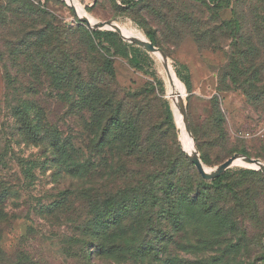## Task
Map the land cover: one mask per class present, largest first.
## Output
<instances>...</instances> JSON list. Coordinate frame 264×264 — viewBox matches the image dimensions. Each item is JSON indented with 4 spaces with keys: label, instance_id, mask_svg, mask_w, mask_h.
<instances>
[{
    "label": "rangeland",
    "instance_id": "obj_1",
    "mask_svg": "<svg viewBox=\"0 0 264 264\" xmlns=\"http://www.w3.org/2000/svg\"><path fill=\"white\" fill-rule=\"evenodd\" d=\"M71 1L0 0L1 264H87L111 199L142 207L94 263L264 264V173L237 161L216 189L186 146L208 170L264 153V0H219L222 19L193 0Z\"/></svg>",
    "mask_w": 264,
    "mask_h": 264
},
{
    "label": "trees",
    "instance_id": "obj_2",
    "mask_svg": "<svg viewBox=\"0 0 264 264\" xmlns=\"http://www.w3.org/2000/svg\"><path fill=\"white\" fill-rule=\"evenodd\" d=\"M143 0H139L137 2H135L134 6L138 5L140 2H142ZM198 2L199 4H201L202 6L206 7V9H208L209 11H211L212 14H214L216 17L221 18V11L223 9H225L226 7L223 5V3L219 0H193ZM235 13V11H234ZM239 18V19H238ZM236 18V20H232L230 19L229 21H225L224 23H226L227 25H224V30H229L230 33H234L237 34L241 29H242V25H241V21H240V17ZM222 19V18H221ZM191 22L195 23L196 25L198 23H196L193 19H191ZM260 23H261V27L264 31V13L260 14ZM199 25V24H198ZM214 31H217V29L213 28ZM149 38L152 40L153 44H158L159 46L162 47V42L161 40H159V37L156 36V34L153 32L148 33ZM247 41V47L249 50H251L252 48H254L253 46H255V43L252 42L250 40V38H246ZM164 49V48H163ZM246 50V43L239 41L236 45L235 51H234V55L235 57L238 55H243L245 53ZM244 57H246V55H244ZM236 62L238 64H240L241 59L240 58H236ZM105 70L111 74L112 76L114 75V69L111 66V64L107 61L105 62ZM249 87H251V84H247ZM255 100L256 99H252ZM259 102V101H258ZM118 117H114L112 119V124L113 126H118L121 124V121L117 119ZM168 119H170V122L172 124L173 123V114L172 111L168 112ZM263 149H264V144L262 145ZM52 147L53 150H55V154L56 156L59 157L62 156L64 154V151L62 150L64 148V145L60 144V140L59 139H54V141L52 142ZM236 151H240V150H236ZM241 153H244L247 156L250 157H263L264 153H249V151L247 149H241L240 151ZM63 161L67 164V170H68V161L65 157H62ZM188 161H190L189 159H187ZM72 173V171H71ZM261 173V172H259ZM221 179L222 177H217L215 179L212 180V184L214 185V187L216 189H220L221 188ZM136 206H138V209H140L139 207H142L140 202H135L132 206H129L128 204H119V205H115L113 199H111L108 203V216H106L103 220V226L101 227V232H97L98 234L95 236V243H94V247H95V251L94 254H92L91 258L88 259L87 264H97L94 263L92 257H98V258H114L115 253H117L118 251H122L120 248H117L116 246V242L110 243L109 241V237H105L106 234V229H117L122 222L124 221V218H126V214L128 211L130 212H134L133 208H136ZM2 213L0 212V217H1ZM1 222V221H0ZM1 227H0V238H1ZM142 259H140L141 261ZM4 261L3 257H2V253L0 251V264ZM22 264V263H21Z\"/></svg>",
    "mask_w": 264,
    "mask_h": 264
},
{
    "label": "water",
    "instance_id": "obj_3",
    "mask_svg": "<svg viewBox=\"0 0 264 264\" xmlns=\"http://www.w3.org/2000/svg\"><path fill=\"white\" fill-rule=\"evenodd\" d=\"M101 24L106 25L108 23H105V24L100 23V25ZM114 27L118 31H121L117 26L114 25ZM133 41L142 45L143 47L147 48L149 51L156 52V53L161 52L163 54V52L160 48L155 47L153 44H151L147 41H143L142 39H138V38H133ZM163 57H164V54H163ZM168 71H170V70H168ZM181 113L183 115L182 117H183V123H184L185 129L188 132L189 136L193 139V135L190 131V127H189V123H188L187 116L185 113L182 98H181ZM187 156L192 161V163L196 166L198 172L202 175V177H204L206 179H214V178L218 177L224 170H226L229 166L235 164L236 161H238L239 159L242 160L243 165H248V166L259 168L264 173V162L261 159L253 158V157L247 156L245 154H235L234 156H232L229 159H227L226 161L218 164L214 169H211V170H208L207 168H205V166H204L202 160L200 159L196 149L194 152H191V153L187 152Z\"/></svg>",
    "mask_w": 264,
    "mask_h": 264
},
{
    "label": "bare ground",
    "instance_id": "obj_4",
    "mask_svg": "<svg viewBox=\"0 0 264 264\" xmlns=\"http://www.w3.org/2000/svg\"><path fill=\"white\" fill-rule=\"evenodd\" d=\"M68 2H70L72 5H74L73 4V2L71 1V0H68ZM75 7V6H74ZM79 12L80 13H83V11H82V8L81 7H79ZM90 21V20H89ZM91 22V21H90ZM91 23H96V22H91ZM127 36H131L132 38L135 36L133 33H127ZM143 41H146L145 39H142ZM158 53V52H157ZM160 54L163 56V54L160 52ZM169 73L171 74V70L169 71ZM174 100L176 101V103H177V105L179 106V108H180V110H181V99H179L178 97H174ZM191 138V137H190ZM191 140L193 141V139L191 138ZM186 146H187V149H188V151H189V153H191V152H194L195 151V149H194V147H193V145H192V143L190 142V140L189 139H186ZM187 151V152H188ZM238 161H241L242 162V160L241 159H239ZM237 162V161H236ZM236 164V163H235ZM241 164H243V163H241Z\"/></svg>",
    "mask_w": 264,
    "mask_h": 264
}]
</instances>
